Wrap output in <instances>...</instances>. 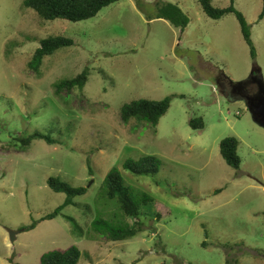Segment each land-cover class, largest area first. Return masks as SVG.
I'll return each mask as SVG.
<instances>
[{
	"label": "rangeland",
	"instance_id": "1",
	"mask_svg": "<svg viewBox=\"0 0 264 264\" xmlns=\"http://www.w3.org/2000/svg\"><path fill=\"white\" fill-rule=\"evenodd\" d=\"M24 2L0 0V264L11 257L41 264L43 255L74 246L79 264H264V128L246 101L220 89L224 81L242 89L256 68L264 82V0H212L218 9L234 2L244 15L255 59L236 16L211 19L198 0H123L78 23L41 21ZM158 2L177 4L190 19L187 29L155 19ZM58 35L74 45L31 70L41 41ZM85 69L83 89L58 93L56 84ZM167 97L171 108L157 127L122 122L125 105ZM193 119L205 128L193 129ZM36 131L56 143L34 140L24 150L20 139ZM226 138L239 141V170L221 156ZM146 156L162 161L157 175L123 168ZM114 168L127 186L152 196L163 216L159 222L154 205L144 207L145 231L116 243L92 228L96 218L121 220L104 186ZM52 177L87 193L12 243L10 230L65 202L66 194L49 187Z\"/></svg>",
	"mask_w": 264,
	"mask_h": 264
},
{
	"label": "trees",
	"instance_id": "2",
	"mask_svg": "<svg viewBox=\"0 0 264 264\" xmlns=\"http://www.w3.org/2000/svg\"><path fill=\"white\" fill-rule=\"evenodd\" d=\"M123 0H25L24 6L34 10L40 20L55 21L64 20L72 23H78L95 18L101 11L111 5ZM202 6L204 13L211 19L221 20L229 14H234L241 26L242 35L251 48L252 58H256V49L254 47L250 26L244 15L239 12L234 2L226 9H218L212 5V0H198ZM156 18L168 21L172 26L181 31H185L190 24L188 15L177 5L173 3L156 4ZM264 19V7L260 15V21ZM46 23V22H45ZM74 45V41L64 36H50L41 41V46L35 51L34 56L29 63L31 70H40L43 61L46 57L54 55L57 51L63 48H69ZM35 71V72H36ZM260 79L263 80L262 74ZM89 80V72L87 69L83 71L73 80H66L56 84L58 93L71 92L75 88L83 89ZM172 104V98L167 97L162 101L139 100L125 105L122 108V122L128 124L132 120L147 122L154 127L159 125L160 120L169 112ZM189 125L195 130H203L205 124L202 119L191 120ZM34 140H45L48 144H55L56 140L48 135H44L39 131L28 138H21V146L28 150ZM239 141L236 138H226L220 144L221 156L227 165L235 170H239L242 164L238 154ZM162 166V161L157 157L146 156L139 161H127L123 168L137 176H154L159 173V167ZM92 173V170H89ZM49 187L56 193L66 194V200L54 212L42 217L38 222L23 228V232L36 229L39 223L51 221L62 215L64 208L74 205L75 198L83 196L87 193V189L83 187H73L67 182L59 178L52 177L48 182ZM104 186L108 200L118 201L122 212L121 220L117 222L106 221L101 218H96L92 222V228L95 233L106 237L111 242H124L132 240L140 233L145 231V223L143 221L144 207H149L155 204V200L147 193L135 191L132 187L125 184V180L117 168L112 169L107 175ZM158 205V204H157ZM157 221L161 222L163 216L161 208L153 207ZM163 209V208H162ZM168 213V211L165 212ZM134 218L135 223L130 226L127 218ZM69 221L76 224L73 218H68ZM82 257V252L76 246L71 247L67 251H53L42 256L41 264H79ZM11 264H18L14 257L9 259ZM227 264H231L228 262Z\"/></svg>",
	"mask_w": 264,
	"mask_h": 264
},
{
	"label": "flooded vegetation",
	"instance_id": "3",
	"mask_svg": "<svg viewBox=\"0 0 264 264\" xmlns=\"http://www.w3.org/2000/svg\"><path fill=\"white\" fill-rule=\"evenodd\" d=\"M260 75L258 78L253 77L251 79L250 77L248 81L240 85L243 87L242 89H239L236 84L227 83L223 80L224 82H220V89L222 93L231 100L236 98L244 101L247 99L251 101H261V98L263 97V91Z\"/></svg>",
	"mask_w": 264,
	"mask_h": 264
},
{
	"label": "water",
	"instance_id": "4",
	"mask_svg": "<svg viewBox=\"0 0 264 264\" xmlns=\"http://www.w3.org/2000/svg\"><path fill=\"white\" fill-rule=\"evenodd\" d=\"M261 74V69L256 68L252 75L251 79L258 78V76ZM261 85H262V91H263V97L261 98V101H251V100H245L248 105V109L251 112L252 116L254 117L255 121L264 128V82L261 80ZM23 230H10V238L11 242L15 243L17 241L18 235L22 232Z\"/></svg>",
	"mask_w": 264,
	"mask_h": 264
}]
</instances>
